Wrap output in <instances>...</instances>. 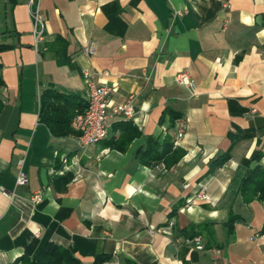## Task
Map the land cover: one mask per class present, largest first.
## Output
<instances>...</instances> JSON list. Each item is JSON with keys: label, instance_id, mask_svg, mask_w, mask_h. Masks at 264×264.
<instances>
[{"label": "crops", "instance_id": "1", "mask_svg": "<svg viewBox=\"0 0 264 264\" xmlns=\"http://www.w3.org/2000/svg\"><path fill=\"white\" fill-rule=\"evenodd\" d=\"M28 3L0 0V264L48 241L73 246L82 264L99 254L111 256L104 264H264V202L239 192L245 171L264 166V0H41L38 50ZM56 36L69 64L57 62ZM87 68L113 85L108 113L133 95L135 115L112 117L106 138L81 147L40 121V97L53 89L85 104ZM180 71L195 96L176 83ZM166 108L178 117L161 120ZM127 121L141 134L111 147ZM148 135L169 138L182 156L170 166L142 162ZM232 214L242 220L229 233Z\"/></svg>", "mask_w": 264, "mask_h": 264}, {"label": "trees", "instance_id": "2", "mask_svg": "<svg viewBox=\"0 0 264 264\" xmlns=\"http://www.w3.org/2000/svg\"><path fill=\"white\" fill-rule=\"evenodd\" d=\"M54 53L59 64H69L66 54L67 43L60 37L56 36L54 44ZM1 84V79H0ZM41 110L40 121L45 123L51 133L55 136L77 135V132L71 127V121L75 114L81 111L85 104L81 105L79 97L72 94H65L53 89H45L40 97ZM2 103L0 100V109ZM168 115L174 120L178 117V113L171 108H166L161 116V120ZM141 131L132 122L121 124L120 132L117 138L111 141V147L123 150L125 145L134 137H138ZM183 151L173 147V142L166 138L163 142H159L157 137L152 135L146 136V146L139 153V159L148 164L162 162L165 166H170L177 162L182 156ZM228 154H222L212 161L211 167L217 168L223 165L228 159ZM70 175H66L53 182L55 188L59 191H65ZM239 192L244 202L248 203L252 200L264 202V166L256 164L252 168H248L240 182ZM176 211L173 207L171 214ZM242 220L237 214H232L225 220V226L230 233L234 223ZM193 238V236H190ZM111 259L110 255H95L92 264H104ZM13 264H82L81 260L75 254V248L71 245L63 246L54 241L46 242L33 256L21 255L17 257ZM125 264H137L131 259H126Z\"/></svg>", "mask_w": 264, "mask_h": 264}, {"label": "built area", "instance_id": "3", "mask_svg": "<svg viewBox=\"0 0 264 264\" xmlns=\"http://www.w3.org/2000/svg\"><path fill=\"white\" fill-rule=\"evenodd\" d=\"M41 0H29V14L32 19L33 34H34V48L38 50V42L43 39L44 19L41 12ZM227 6V3H224ZM181 14L176 11L174 14ZM83 51L86 55H92L95 52V43L89 42ZM83 79L87 91V100L83 109L75 114L71 121V127L77 132V141L81 147H87L107 137L109 121L112 117L120 119H131L135 115L134 96L129 95L124 101L111 107V112H107L110 106V95L113 91V85L105 81L96 79L95 71L91 69L82 70ZM100 74H105L101 72ZM176 83L187 88L191 95L197 94L196 84L189 76L188 72L180 71L175 75ZM183 129L177 128V135H181ZM16 182L18 184H25L27 176L24 172H20L17 176ZM205 186H201L196 192V197H204ZM31 201L37 203L41 200V193L34 192L31 195ZM150 234L162 233L163 228L160 226H148ZM190 241L196 242V248H203L199 242V237H193Z\"/></svg>", "mask_w": 264, "mask_h": 264}]
</instances>
